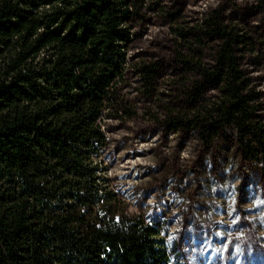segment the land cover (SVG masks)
<instances>
[{
	"label": "trees",
	"instance_id": "trees-1",
	"mask_svg": "<svg viewBox=\"0 0 264 264\" xmlns=\"http://www.w3.org/2000/svg\"><path fill=\"white\" fill-rule=\"evenodd\" d=\"M133 15L132 0H0V264H173L158 228L123 214L94 161ZM218 20L204 21L222 39L213 66L182 61L217 99L172 117L170 131H195L207 149L234 141L264 181L257 98ZM200 94L195 84L190 100Z\"/></svg>",
	"mask_w": 264,
	"mask_h": 264
},
{
	"label": "rangeland",
	"instance_id": "rangeland-1",
	"mask_svg": "<svg viewBox=\"0 0 264 264\" xmlns=\"http://www.w3.org/2000/svg\"><path fill=\"white\" fill-rule=\"evenodd\" d=\"M132 1L127 65L99 119L105 146L94 161L101 184L124 215L158 228L173 264H264L258 166L230 139L207 149L195 131L171 132L169 123L217 99V86L182 63L213 66L222 39L204 34V21L216 13L233 36L264 123V12L254 0ZM195 84L201 88L196 103L189 97Z\"/></svg>",
	"mask_w": 264,
	"mask_h": 264
}]
</instances>
